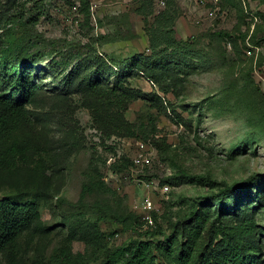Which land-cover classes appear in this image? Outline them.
<instances>
[{
  "label": "rangeland",
  "instance_id": "374dc122",
  "mask_svg": "<svg viewBox=\"0 0 264 264\" xmlns=\"http://www.w3.org/2000/svg\"><path fill=\"white\" fill-rule=\"evenodd\" d=\"M152 1L157 12L166 0ZM178 3L181 34L207 52L206 61L169 93L138 70L129 78L133 86L166 99L167 108L159 110L139 97L126 111L136 122L155 118L156 136L171 146L162 153L139 137H106L94 125L82 93L61 89L71 68L65 66V57L86 56L92 65L94 56L123 59L150 52L139 0H90L89 16L82 0H0V55L27 56L20 49L28 48V31L39 38L31 52L41 54L33 69L40 87L28 105V117L0 138L1 146L27 140L35 145L28 166L0 173V197L41 192V216L20 233L13 264H60L53 254L85 219L98 221L100 235L91 241L72 238L73 251H82L89 264H101L106 248L138 233L106 217L100 204L119 213H137L143 231L160 226L168 230L170 218L187 210L198 196L218 189L184 179L167 181L178 168L228 184L257 174L262 186L253 188L248 205L255 206L264 259V0H221L214 17L202 0ZM33 17L37 19L26 22ZM148 19L152 22L153 16ZM220 29L235 30L238 49L230 38L215 34ZM92 159L112 190L81 200L83 185L92 181ZM115 161L129 166L117 172L112 168ZM0 264H8V250L0 254Z\"/></svg>",
  "mask_w": 264,
  "mask_h": 264
},
{
  "label": "trees",
  "instance_id": "16d2710c",
  "mask_svg": "<svg viewBox=\"0 0 264 264\" xmlns=\"http://www.w3.org/2000/svg\"><path fill=\"white\" fill-rule=\"evenodd\" d=\"M17 1L12 0L13 3ZM82 2L87 6L86 15L89 16L90 0ZM139 2L137 10L147 24L150 52L135 53L123 59L94 56L92 65L85 61L86 56L65 57V66L71 65V68L64 77L61 89L82 93L85 104L91 110L94 125L106 137H139L166 153L171 146L165 139L156 136L158 128L154 117L136 122L126 116L129 104L139 97L149 100L159 110L168 106L161 94L133 86L129 80L131 71H140L157 83L162 91L169 93L184 83L189 72L206 61L207 52L182 36L178 26L182 13L178 0H166L165 6L157 12L152 0ZM150 15L153 16L152 22L148 19ZM34 19L37 17L26 22ZM215 34L220 38H230L238 49L234 29H220ZM38 40L28 31V35L24 36L28 48L20 49L27 56L20 53L15 56L0 55V138L9 135L17 124L27 119L28 105L34 101L40 87L34 81L33 69L41 54L30 49ZM112 76L114 80L110 82ZM250 88L253 89L251 85ZM257 91L262 92L260 88ZM34 147L32 140L0 145V173L28 166ZM174 165L176 168L179 166L175 162ZM91 166L92 181L83 185L81 200L98 191L112 190L102 179V172L93 159ZM128 166V162L112 163L117 172ZM178 169L167 181L184 179L218 188L217 191L198 196L187 210L175 219L170 218L168 230L160 226L143 231V222L137 213H119L108 205L100 204L106 217L138 233V236H132L117 247L106 248L101 264H264L263 246L252 211L255 206L248 205L253 198V188L262 186L257 174L228 184L210 174ZM40 196V191L29 194L18 191L0 197V254L8 250V264H13L19 253L18 238L22 230L41 216ZM96 234L100 235L98 221L85 219L78 222L72 228L69 241L53 254V260L60 264H89L82 251H73L71 239L84 236L91 241Z\"/></svg>",
  "mask_w": 264,
  "mask_h": 264
},
{
  "label": "built area",
  "instance_id": "2783aa9c",
  "mask_svg": "<svg viewBox=\"0 0 264 264\" xmlns=\"http://www.w3.org/2000/svg\"><path fill=\"white\" fill-rule=\"evenodd\" d=\"M221 0H202V3L207 8V13L209 16L214 17L217 14V8L216 5L219 4ZM251 51H249L250 53ZM165 191L169 189V186H165Z\"/></svg>",
  "mask_w": 264,
  "mask_h": 264
}]
</instances>
